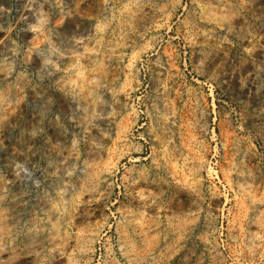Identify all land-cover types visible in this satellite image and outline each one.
<instances>
[{
    "label": "rangeland",
    "instance_id": "obj_1",
    "mask_svg": "<svg viewBox=\"0 0 264 264\" xmlns=\"http://www.w3.org/2000/svg\"><path fill=\"white\" fill-rule=\"evenodd\" d=\"M0 264H264V0H0Z\"/></svg>",
    "mask_w": 264,
    "mask_h": 264
}]
</instances>
